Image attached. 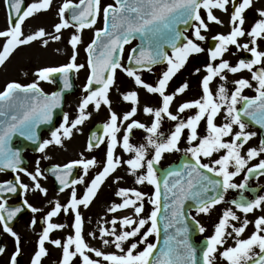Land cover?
<instances>
[{
  "label": "snow or ice",
  "instance_id": "snow-or-ice-1",
  "mask_svg": "<svg viewBox=\"0 0 264 264\" xmlns=\"http://www.w3.org/2000/svg\"><path fill=\"white\" fill-rule=\"evenodd\" d=\"M10 15V27L7 30H0V38H5V43L0 50V66L10 58L20 46L28 45L38 39L44 38L47 33L43 28L34 34L25 36L22 26L26 18L47 11L51 8L53 0H39L24 7V0H7ZM231 3L233 11L230 16L231 31L228 35L218 34L213 37L219 41L214 49H209V58L212 63L206 65V72L202 79L203 95L200 99L188 101L178 106V112L184 113L189 109H196L194 115H189L186 119H180L170 111V106L177 94H183L189 87L187 83L180 86L174 94H166L169 82L185 66L190 56L203 53L205 49L197 41H205L206 36L202 34L208 31V23L201 15V9L206 10L207 21L222 23L216 15L214 9L227 12ZM253 4V0H115V5L109 4L102 7V0H79L78 4L72 0H66L60 7L58 15L60 22L55 27V32L60 33L62 29L69 27L82 31L85 28L93 27L97 18L103 16L104 27L96 32V39L88 45L87 64L90 68V75L87 79L84 91L87 95L79 105L77 118L69 123L68 116L63 118V124L51 132V139L39 142L37 129L40 124L50 123L53 110L60 106L62 92H52L47 94L40 87L38 82L22 85L17 82H10L5 90L0 91V170H12L17 173H25L35 182V189L47 195V189L38 182V177L42 175L37 167L35 174L27 172L21 165V153L10 147V140L19 134L33 142L38 143V150L44 153L50 145H63L64 138H71L73 130L78 129L85 121L91 118V113L87 111L89 105L99 111L101 105L111 108L109 91L115 82L117 69L123 70L127 76L134 79L136 85L143 87L149 93L159 94L162 98V107L154 109L145 107L144 112L154 117L151 126H147L136 120H131L126 126L124 122L135 116L137 107H133L130 112L121 117L115 111L110 112V118L103 125V137L108 138L106 162L90 184L86 187L85 193L78 198L75 185L83 184V177L70 180L73 168L82 166L84 175L87 176L91 166H95V158L89 160H76L63 166L56 165L51 169L56 179L63 186L60 191L71 188L70 200L67 204L61 205L58 201L53 210L45 217L46 227L44 228L39 241L38 251L34 255L31 264H41L42 258L47 255L45 242H50L62 248L61 264H73L74 259L79 256L81 264H197V248L193 245L189 237L188 218L185 215V202L189 199L196 204L198 214H209L211 210L224 201V193L229 189H247L248 177L253 173L264 176V159L252 167H248L251 160L261 157L264 154V140H261L259 148H249L246 155H242L241 150L244 145L256 135L255 132H248V125L242 117H248L255 124L264 127V51L259 50L258 40L264 38V9L258 10V15L262 17L254 23L250 31L244 30L245 11ZM71 10L70 20L65 18V13ZM14 14V15H13ZM14 21V22H13ZM179 25H185L184 32L192 29V38L184 35L180 31ZM251 37L250 43H238V38L245 35ZM137 35L142 38V44L137 48H132L128 56V67H125L121 60L124 53V46L135 39ZM53 40H60V35H53ZM47 46L48 40H42ZM81 43L80 35H72L70 44L75 50ZM230 45H235L237 49L243 48L250 51L253 59H241L236 66H232L223 56L229 50ZM165 46L171 48V55L165 51ZM219 64H215L217 60ZM159 62H166L167 69L163 71L158 79V83L153 86L146 83L138 70L147 69L152 71V66ZM135 65L136 67H132ZM260 67L253 71L254 66ZM85 67L84 64L76 63V53L71 57V62L58 67H44L36 73L40 81H51L55 74H61L65 89L72 87L70 76ZM242 70H248L252 74V79L256 81V95L249 97L243 95L246 88L253 85L248 79H238L234 81L235 90L229 91L226 87V72L236 74ZM197 72L200 69H196ZM219 77L224 83L220 84L214 93L210 87L211 82ZM94 85L99 87L93 88ZM125 101H131L134 105L139 104V95L136 91H130L123 96ZM240 105V107H238ZM224 112L225 123L217 125L216 118ZM167 117L171 121H176L174 130L165 136L160 132L161 121ZM206 121V135L198 134V127L201 121ZM234 126H238L239 131L234 132ZM124 130L122 138L119 136L121 129ZM134 129H142L148 135L147 145L154 150L151 158L145 145L134 146L131 136ZM185 129L188 130L186 137L190 145L184 149L186 155H190L194 163L184 165L185 173L168 172L163 180V193L169 203L166 206L164 219V229H175L176 235L169 234L165 240V247L157 253L158 244L161 238V226L159 219L161 216V180L157 176L156 165H159L165 153L181 151L179 144ZM225 137H232L226 140ZM94 141V142H93ZM104 143L100 135H94L88 143V150L99 147ZM120 145L125 152L132 154L126 161L115 155L117 146ZM218 158L210 160L208 163L202 162V158H211L214 154L221 153ZM39 164V161H37ZM126 164L130 169V174L136 177L137 184H149L155 188L154 195L146 196L145 193L132 188H120L116 193L123 198V202L114 204L109 208L110 212H117L122 209L132 208L134 215L139 219L126 216L122 219L113 218L110 223L111 228H100V239L104 246H114L116 252L107 253L100 249L91 247L83 235L84 218L81 215L80 207H88L96 197L99 189L106 179L114 173L118 167ZM234 169V170H230ZM144 169L141 174L140 170ZM247 169L246 178L242 183H235L234 178ZM212 174V175H209ZM220 177L222 179H214ZM19 180V176L16 177ZM20 188L28 190V185L21 183ZM16 184L11 181L0 182V200L6 193H16ZM215 193V195H209ZM145 199L153 205V209L147 217L142 214L145 210ZM24 203L32 212L40 209ZM232 204L242 213L254 212L256 209L264 211V195L257 198L247 199L242 197L240 201L233 200ZM21 211L19 207H9L7 200L0 202V223L6 232L15 237L17 245L20 237L9 226L11 221ZM63 211L74 213V236L69 235L62 244L60 239H51L50 233L56 229H63L65 225L53 223L56 217ZM199 233L206 231L195 217H192ZM231 221H240V217L231 208L226 209L218 224L215 225L214 234L206 238L201 251L203 264H216L217 255L222 257L227 264H264V215L255 219V231L248 238H241L251 221L244 219L242 226L236 227ZM35 224V221L32 222ZM121 225L118 232L116 225ZM146 225H149L146 228ZM179 225V227L177 226ZM231 227L232 232L227 229ZM143 230V231H142ZM235 233V246L223 248L226 243V236ZM95 238V233H90ZM156 237V243L149 242V237ZM179 237V238H177ZM138 238V239H136ZM132 241L125 247L128 241ZM144 247L140 249V245ZM74 246V250H73ZM223 248V251L220 249ZM259 249L258 252L254 249ZM3 250L0 249V252ZM89 253H94L93 259ZM19 249L11 258V264H16V256Z\"/></svg>",
  "mask_w": 264,
  "mask_h": 264
},
{
  "label": "rangeland",
  "instance_id": "rangeland-1",
  "mask_svg": "<svg viewBox=\"0 0 264 264\" xmlns=\"http://www.w3.org/2000/svg\"><path fill=\"white\" fill-rule=\"evenodd\" d=\"M32 2H39V0H28V5ZM66 0H53L52 6L47 11H41L40 13H37L33 15L32 17L26 18L25 24L22 26V30L26 35L28 34H34L39 29L43 28L47 35L44 38L38 39L37 41H34L28 45L20 46L18 49L14 51V53L10 56V58L5 62L3 66H0V91L5 90L6 85L10 82H17L22 85H27L33 82H38L40 87L43 89L45 93H51L54 91L55 86L48 82V81H40L36 75L38 70L44 68V67H58L63 66L71 62V57L74 54V51L76 53V63L77 64H84L85 67L79 72H75V80L76 84L78 86V91L66 99V114L69 119V123L74 121L78 114H79V105L82 102V99L87 95L85 93L84 88L87 82V79L90 75V68L88 67L87 60H88V52L86 51L88 45L92 43L96 36V32L98 30L103 29L104 27V21L103 16L101 15L99 18H97L96 24L91 28H85L82 31H77V28L75 27H69L66 29H62L60 33L55 32V25L60 22V17L58 15L60 7L65 3ZM73 3L78 4L79 0H72ZM112 4L115 6V3L112 0H102V7ZM264 9V0H253L252 6L247 9L244 13L245 15V24H244V30L247 33L250 31L251 27L254 25L256 21L261 19L258 15V10ZM233 11V7L231 3L228 5V11L224 12L219 9H214L213 14L218 17L222 23H215V22H209L207 21L206 16V10L201 9V15L205 18L206 23H208L209 30L202 32L203 35L206 36L205 41H197L205 49L203 53L199 54H193L196 56L195 62H193L191 65H189L190 61H193L194 59H190L185 66L180 70L181 74H177L175 79L178 78V83L180 86H182L184 83H187L189 85L188 88H193L194 94L196 95V100L200 99L203 95L202 92V79L205 75H207L206 72V65L209 63H212L209 58V42L210 41H216L217 45L219 41L214 40L213 37H215L218 34H224L228 35L231 31L232 25L230 24V16ZM65 18L67 17V12L65 13ZM10 27L9 23V15L7 11V7L5 4V0H0V30H7ZM53 35H60V40H53ZM72 35H80L81 36V43L77 45L76 49L74 50L70 44V38ZM189 38H192V31L188 34ZM245 38H250L247 34L243 37L238 38V43L241 40H244ZM47 39L48 44L47 46L43 45L42 40ZM263 39V38H262ZM5 43V38H0V50H2V46ZM136 45V42L131 44L130 46L126 47L124 50L123 58H122V64L125 66L126 61L128 59V56L130 54V50ZM216 45V46H217ZM192 55V56H193ZM223 59L230 62L232 66H236L239 62V49L236 48L235 45H230L228 52H226L223 56ZM220 60L218 59L215 64H219ZM164 68V67H163ZM167 69V66L163 69L165 71ZM196 69H200L199 72L196 71ZM139 74V73H138ZM226 75L228 77L226 87L229 89V91L235 90L234 81L239 79V72L236 74H233L231 72H226ZM148 76V75H147ZM218 78V79H217ZM143 80H148V77H142ZM174 79V80H175ZM217 79V82H216ZM151 81H154L153 78H150ZM171 82V81H170ZM216 82V83H215ZM224 83V81H221L219 77H216L210 84L211 89L215 93L219 87L220 84ZM141 86H138L135 84L134 79L127 76V74L121 70L117 69L116 75H115V82L112 85L110 91H109V99L111 101V108H109L106 105H101V108L99 111H97L94 108V105H89V108L87 109L88 112L91 113V118L85 121V123L78 127V129L73 130V135L71 138H64L63 139V145L59 146L58 148H52L48 151V148L45 150L44 153H39L37 155H29V153L25 154V157L29 161V172L35 174L37 167H39L40 172L42 175L38 177V182L43 188L47 189V194H51V188L50 183L46 180L45 173H44V167L47 165V162L55 159L56 162L63 163L64 161L68 159H83V160H89L95 158L97 161V164L92 168L90 167V172H95L98 168H100V163L103 162L104 157L97 155L98 151L88 150V142H87V132L90 130V128L95 125L96 123H107L110 118V112L115 111L118 116L122 117L124 114L130 112L127 111L126 106L124 103H131V101H125L123 99V96L127 94L130 91H136L139 90ZM175 93V92H174ZM172 106V103H171ZM123 109V110H121ZM170 111L173 114H177V111L172 109L170 107ZM197 110H195L196 113ZM140 112V109H137V112L135 116ZM133 116V117H135ZM130 120H132V118ZM129 120V121H130ZM217 125H222L225 123L224 119V112H221L220 115L217 116L216 121ZM63 124V123H62ZM125 126L127 125V122H124ZM204 125V127H203ZM234 132L237 131V126H234L233 129ZM124 135L123 128L121 129V133L119 136ZM198 134L200 136L206 135V121L202 120L199 127H198ZM79 135L84 136L83 139L79 137ZM184 135V134H183ZM185 140V138H183ZM226 140H231L232 137H225ZM137 141V146L139 140H132ZM187 145V141H185ZM108 141L105 146L101 148V150H105L108 147ZM190 146V145H189ZM181 151H177L178 155H181V153L185 152V146L179 145ZM175 152V151H174ZM173 152V153H174ZM223 152L214 154L211 158H202V162L208 163L210 160H214L218 158L220 155H222ZM179 157V156H178ZM177 157L172 156V152L168 153V157L165 158V162L163 167L169 166L172 162L176 160ZM37 161H39V164H37ZM177 161V160H176ZM230 170H234L231 169ZM129 172L128 170H122L119 173V176H117L116 179H119L124 173ZM141 173V172H140ZM23 176L26 177V181L28 182V190L25 193V200L29 202L33 207L40 209V211L35 212L36 215V223L35 226H31L30 222L26 220L24 223H19L15 229V232L20 237L21 242L19 243V249H20V258H16L19 264H31L32 260L34 259L35 253L38 251V241L40 238V234L42 232V229L36 225L38 224L37 217H43V214L46 211V203L45 201H42L43 198L46 196L43 193H41L39 190L35 189V182L31 183L30 180L27 178L28 175L24 174ZM83 177L86 178L83 174ZM128 177L131 179L130 182V188H135L139 191H143V188L145 187V184H137L136 183V177L131 175L129 172ZM120 188H117L116 193L118 192ZM41 196V197H40ZM146 196H149V194H146ZM51 198H55L57 200H61L59 196L51 195ZM111 198V199H110ZM29 199V200H28ZM110 199V200H109ZM123 198L115 194V197H104V195H101L97 198V200L94 202L93 206L91 207L90 211L87 213V215L90 217L87 219L85 217V220L87 221L86 225H84L83 230L85 232V240L86 242L93 248L100 249L104 252L111 253L116 252L117 250L114 248V246H104L102 243V240L100 239V228L101 227H108L111 228L112 225L108 223L113 218L116 219H122L123 216H112L111 214H102V209H106V211L109 210L114 203H119L122 201ZM148 207H152L153 205L148 202L147 199H145V209ZM131 208V207H130ZM230 207L227 205H218L214 207L209 214H203V213H195L194 217L196 220H198L201 225L204 227H211V231H214L215 225L218 224L219 220L222 218V214L226 209H229ZM218 209H221L219 212ZM152 211V210H151ZM150 211V212H151ZM99 212V217L102 219L100 220L99 224L98 220H93V215L95 213ZM149 212V214H150ZM130 216L133 217V219H138L134 215V212H130ZM34 212H32L33 216ZM237 214V213H236ZM238 215V214H237ZM106 216V218L103 219V217ZM126 217V216H125ZM239 221H231L230 223L235 225L237 227V223ZM117 231L119 232L121 230V225H116ZM34 231H39L38 236H32L31 233ZM143 231V230H142ZM228 232H232V228L229 227L227 229ZM90 233H95V238L90 235ZM234 233V232H233ZM10 236H12L10 234ZM233 236V235H232ZM227 236V237H232ZM154 235L149 237V242L154 241ZM31 242H29V240ZM51 239H60L62 241V244L66 241L65 236L62 229H57L55 234L51 235ZM50 239V240H51ZM138 239V238H136ZM132 241H128L125 244V247L128 246ZM10 246L8 249L3 253V255L0 256V264H11L10 258L12 254V245L11 241L9 240ZM144 247L143 244L140 245V249L142 250ZM45 248L47 250V256H44L42 258V264H61L62 261V248L57 247L54 244L50 242H45ZM12 251V252H11ZM91 258L93 259H102L95 257L94 253H89ZM106 264V262H105Z\"/></svg>",
  "mask_w": 264,
  "mask_h": 264
},
{
  "label": "flooded vegetation",
  "instance_id": "flooded-vegetation-1",
  "mask_svg": "<svg viewBox=\"0 0 264 264\" xmlns=\"http://www.w3.org/2000/svg\"><path fill=\"white\" fill-rule=\"evenodd\" d=\"M250 41H251V37L245 38L242 41L240 40L239 43L240 44L248 43L249 47L251 48L253 45L250 43ZM258 47H259V50L264 51V38L258 40ZM194 58H196L195 55L190 56L188 61H190V59H194ZM241 59H244L247 61V60L253 59V57L251 56L250 51H247V50H244L243 48H241V49H239V61ZM193 62H195V59L193 61H190L189 65H191ZM259 67H260V65L254 66L253 71L257 70ZM164 68L159 67V68L152 70L151 72H149V71L145 72L144 77L146 78L149 76V79L144 80V81L146 83H149V84H152L153 86H155L158 83V79L162 75ZM177 74L180 75L181 71H179ZM177 74L172 78L171 82H169V86L166 90V94H174V92H176V90L180 87V85L178 83L179 76L175 79ZM150 78H153L154 81H151ZM241 78L248 79L250 81V83L253 85L252 88L244 89L243 95H247L249 97H254L257 94L255 91V88L257 85H256V81H254L252 79L251 72H249L248 70H242L241 72H239V79H241ZM217 79H216V82H217ZM136 92L139 95V104L134 105L132 102L131 103H124L126 106V109H127V111H130L133 107H137V109H140V112L135 117H133L132 120H136V121H139L141 123H144L147 126H151V123L153 122L154 117L150 114H146L144 112V108L145 107H152L154 109H158V108L162 107V98L159 96V94L149 93L143 87H140V89L136 90ZM194 100H196V95L194 94V90H193V88L192 89L188 88L183 94H177L175 96V99L172 102V106H170V107H172V109L175 110V112L177 111L176 115H178L180 117V119H186L189 115H194L196 109H189V110H186L184 113H179L178 112V106L184 102L194 101ZM238 107H240V105H238ZM121 110H123V109H121ZM222 112H223V110H222ZM242 119H244L245 123L248 125V127L246 128V131L256 133V135L254 137H252L244 145L243 149L241 150L242 155H246V152L249 148H253V147L259 148L261 140H264V127H262L258 124H255L248 117H242ZM130 122H131V120L127 121V124ZM176 123H177L176 121H171L167 117H164L161 121L160 132L164 133L165 136L169 135L170 132L174 130V126ZM237 131H239L238 126H237ZM147 135L148 134L142 129H134L133 134H132L131 139H130V142L134 146H137V141H132V140L138 139L139 140L138 146L145 145L148 149V152H149L148 158H151L152 154L154 153V150L151 148L150 145H147V140H146ZM187 135H188V130L185 129L184 135L182 136L180 144H179V145H184L185 149L190 147L185 142V141H187V139H186ZM88 136H89V134L87 132V140H88ZM122 136H123V134L120 137L122 138ZM79 137H81L83 139L84 136L79 135ZM183 138H185V140ZM47 139H51V135H45V140H47ZM107 141H108V138L106 137L103 146L106 145ZM103 146H101L97 149H92L94 151H98L97 155L104 157V158H102L103 162L100 163V168H98L95 172H90L91 168H89L87 177L84 178L83 177L84 170H83L82 166H77V167L73 168V170H72L70 180L80 179L82 177L84 179L83 184L75 185L78 198L81 197L85 193L86 187L90 184L91 180L94 179V177L103 169V166L106 162V153H107V149L101 150V148ZM58 147H59V145H55V144L50 145L48 147V151L52 148H58ZM115 155L117 157L121 158V160L126 161L127 159L130 158V156L132 154L125 152L123 150V148L120 145H118L116 150H115ZM32 156L34 157V155H32ZM172 156L177 157L176 160L177 159L179 160L180 157L190 156V155H186L185 152L181 153V155H178V152L175 151L174 153L172 152ZM167 157H168V153H165L163 158L161 159L159 165H156L158 177H159V174L161 173V171L164 169L163 165L165 162V158H167ZM261 159H264V154H262L261 157H257L256 159L251 160L248 164V167H252L253 165L257 164L259 162V160H261ZM76 160H81V159H68V160L64 161L63 163L56 162L55 159H52V160L48 161L47 165L44 167L45 177H46V180L48 181V183H50V188H51L52 193L49 194V192H48V194L42 200V201H45V203H46V211L43 214V217H41V216L37 217L39 219H38V224H36V225H38L42 229V232H43L44 228L47 226L46 222H45V217H46L47 213L50 212L51 210H53L54 205L57 201L61 205L67 204L68 201L70 200V195H71V191H72L71 188H66L64 191H60V189H61L60 187H63V186L55 180L53 173L51 171V167L56 166V165L63 166L65 164H68V163H70L72 161H76ZM175 161L172 162L171 164H174ZM122 170H128L130 172V169L128 168V166L126 164H122L120 167L117 168V170L114 173H112L106 179V181L104 182V184L99 189V191H98L96 197L94 198V200L92 201V203L86 208L84 206L80 207L81 215L84 218V225H86V223H87V221L85 220V217L87 219L90 218L87 215V213L90 211L91 207L93 206L94 202L97 200V198L99 196L104 195L105 199H106V197L114 198L116 191H117V188H126V189L130 188L131 179L128 177L129 172L124 173L119 179H116ZM29 171L30 170H28L27 172H29ZM140 172L142 174L144 172V169H141ZM24 174L25 173H17V172H15L14 174H9V173H5L3 171H0V182L11 181L13 178H16L17 176H19V180L16 179L17 180L16 182H19L20 184L23 183V184L28 185L27 184L28 182L26 181V177L23 176ZM246 175H247V169H245V171L241 172L240 175L236 176L234 178L233 182L242 183L244 181V179L246 178ZM27 178L30 180L31 183L34 182L30 179V177H27ZM154 191H155L154 186L146 183L142 192L145 194H149V196H152V195H154ZM25 193H26V191L24 190V197H26ZM16 195H19L18 190L16 193H6L3 195V197H6L7 199H9V201H8L9 205H13V204L18 202L15 198ZM51 195L59 196L61 198V200L51 198ZM262 195H264V176L260 175L259 173H253L251 177H248V188L247 189H243V190H241V189H229L227 191V193H224V201L222 203L218 204V205H223V204L230 205L232 210L238 214V216L240 217V221L237 223V227L242 226V221L244 219L251 221V223H249V225L247 226V228H246V230L243 233L241 238L246 239L255 231V226H254L255 219H257L261 215H264V211H261L260 209H256L254 212L249 213V214H247V216H245L244 213L240 212L235 207V205L232 204V201L233 200L240 201L242 197H245L247 199H252V198H257V197L262 196ZM0 202H3V200H0ZM122 202H123V200L120 201L119 203H122ZM119 203L117 202L114 204H119ZM152 209H153L152 207H148L147 209L144 210V213L142 215L144 217H147L149 215V212ZM218 210H219V212L221 211V209H218ZM130 212H133L132 208L122 209V210H119L115 213L110 212L109 210L106 211L105 208L102 209V211H101L102 214H107V215L111 214L112 216L114 215L116 217L128 216L131 214ZM195 213H197V212L196 211H189V214L191 215V217H194ZM99 214L100 213L97 212L92 217L94 221L98 220L97 225L99 224L100 220L102 219L101 217H99ZM104 218H106V216H104L103 219ZM136 218L139 219V217H136ZM26 220H28V222H30L31 224H33L32 223L33 220L36 223L35 213L33 214V216L31 213V215L26 217L21 223H24ZM52 222L65 225V227L62 229L64 236H65V240L67 239V237L69 235L74 236L75 232H74V227H73V225H74V213L73 212L69 211L68 213H64L63 211H61V213L59 215H57L56 217H53ZM31 226H35V225L33 224ZM148 226L149 225H146V228ZM15 229H13V230L15 231ZM205 229H206V231L203 233H199V231H198L196 237L194 238L195 247L197 248L198 256L201 258L200 264H203V256H202V251H201L202 245L206 242V238L211 237L214 234V232L211 231V227L210 228L205 227ZM56 231H57V229L50 233V239H51V235L52 234L54 235ZM42 232H41V234H42ZM38 234H39V231H34L33 233H31V235L33 237L34 236L37 237ZM41 234H40V236H41ZM262 234H264V233H262ZM0 235L2 237L4 244L6 245V250L10 246L9 240L11 241L12 251H15V250L17 251V248L19 249V245H17L15 237L10 236V234L4 230L2 223H0ZM83 235L85 236L84 230H83ZM31 240L32 239H30L29 242H31ZM20 241H21V239H20ZM231 246H235V233H233L232 237L226 236V243L224 244L223 248H227V247H231ZM223 248H221L220 251H223ZM73 250H74V246H73ZM254 251L258 252L259 249L258 248L254 249ZM18 257L20 258V254L18 255ZM73 264H81V258L79 256H77L74 259ZM216 264H227V261H225L222 257L217 255Z\"/></svg>",
  "mask_w": 264,
  "mask_h": 264
},
{
  "label": "water",
  "instance_id": "water-1",
  "mask_svg": "<svg viewBox=\"0 0 264 264\" xmlns=\"http://www.w3.org/2000/svg\"><path fill=\"white\" fill-rule=\"evenodd\" d=\"M7 6H8V9H9L8 2H7ZM24 7L26 8V1L25 0H24ZM68 14H69V19H70L71 10L68 11ZM9 15H10V9H9ZM185 27H186L185 25H179L180 31L184 32ZM188 31H186V32H188ZM134 40H137L138 41V46L142 44V38L140 37V35H137L136 38L133 39V40H131L130 43H132ZM165 51L169 52V51H171V48L168 47V46H165ZM164 63L165 62H159L156 65H153L152 67L157 66V65H162ZM128 66H129V64H127V67ZM131 66L132 67H136L135 65H131ZM51 81L54 84L57 85V90L55 92H57V91L62 92L63 95H62V100H61L60 106L57 107V108H55L53 110L51 122L50 123L40 124V126L38 127L37 134H38V137H39V142H41V136H42V134L44 132L51 133L52 131H54L57 128L58 122L60 120H63V118H64L65 98L68 95H72V94H74L77 91V87H76L75 82H74V74L73 73L70 76V81H71V85H72V87L70 89H65L64 88V86H63V80H62L61 74H59V73L55 74ZM96 87H99V86L98 85H94L93 86V88H96ZM102 133H103V126H97L91 132V137H93L94 135H100L101 136ZM15 136H16V140L19 141L20 145L14 147V148H12V147L11 148L14 149V150H19L20 151V153H21V159L23 160V164L21 165V167H23V168L26 169L27 168V162H26V160L23 159L22 155L26 151H31L33 153H38L39 152V150H38V143L33 142L32 140H29L26 137L20 136L19 134L15 135ZM186 163L187 162H185V160L183 159L178 166H176V167H174L172 169L166 170L165 171V174H164L163 180L166 178V173H168V172H180L182 174L185 173V171H184V165ZM209 175H211V174H209ZM213 178L214 179H218V178H215L214 176H213ZM161 187H162V185H161ZM209 195H215V193H209ZM168 203H169V201H168L167 197L164 195V193L162 191V196H161V208H162V212H161V215L163 214V217L165 215V211L164 210L166 209V206H167ZM189 207H192L194 209L196 208L195 202L193 200H191V199H189L188 201H186L185 202V205H184L185 210L187 208H189ZM20 214H27V211L23 212V210H21L16 215V217L19 216ZM163 217L160 218V221L159 222L163 221ZM17 220H18V218L16 220H14L13 222H17ZM12 224H15V223H12ZM9 226H12V225H9ZM169 234H171L170 233V229L165 230L164 227H161V238H160V243L158 244V248H157V253L156 254H159V251L162 250V248L165 247L164 240H165V238ZM177 238H179V237H177Z\"/></svg>",
  "mask_w": 264,
  "mask_h": 264
}]
</instances>
